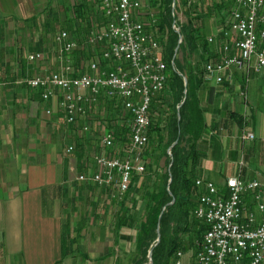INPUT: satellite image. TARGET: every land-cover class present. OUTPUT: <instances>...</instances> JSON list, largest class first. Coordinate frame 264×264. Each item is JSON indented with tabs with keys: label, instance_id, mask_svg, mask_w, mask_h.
Returning <instances> with one entry per match:
<instances>
[{
	"label": "crops",
	"instance_id": "1",
	"mask_svg": "<svg viewBox=\"0 0 264 264\" xmlns=\"http://www.w3.org/2000/svg\"><path fill=\"white\" fill-rule=\"evenodd\" d=\"M98 6L99 0H0V264H132L137 259L140 181H131L119 196L114 183L77 178L97 169L93 154L101 150L102 127L109 123L120 131L119 109L100 101L67 122L57 88L43 100L40 89L24 80L61 66L59 44L52 36L47 46L43 28L71 26L77 29L71 33L84 41V29L104 22ZM75 9L83 16H76ZM141 15L148 19L145 12ZM34 51H42L44 58L28 60ZM72 57L83 65L90 56ZM202 80L196 89L202 125L183 133L200 135L192 145L194 177L218 185L235 174L264 182V67L236 70L232 82ZM158 125L162 129L149 128L148 135H167L164 122ZM248 132L252 138L245 136ZM118 142L109 154H125ZM147 148L145 162L162 171L163 157L156 161L157 149ZM199 191L193 185L195 197ZM178 252L175 260L193 264V247Z\"/></svg>",
	"mask_w": 264,
	"mask_h": 264
},
{
	"label": "built area",
	"instance_id": "2",
	"mask_svg": "<svg viewBox=\"0 0 264 264\" xmlns=\"http://www.w3.org/2000/svg\"><path fill=\"white\" fill-rule=\"evenodd\" d=\"M228 1V14L221 26L206 36L209 50L204 51L201 67L202 77L215 84L232 82L236 70L259 72L264 67V0ZM98 7L104 22L90 28L84 41L66 29L54 34L60 68L24 80L29 87L40 89L43 100H48L57 88L67 122L86 115L100 101L111 102L119 109L117 125L123 133L105 123L101 150L93 154L97 169L80 173L77 178L96 184L114 183L122 196L129 188L132 173L145 170L144 146L152 120L149 106L166 81L163 49L167 34L160 37L152 28L157 14L142 0H99ZM143 12L149 19H143ZM172 27L179 30L176 20ZM97 44L102 45L101 52L93 53L79 68L73 51ZM27 58L42 60L44 53L29 52ZM88 127L84 124L82 128ZM124 133L128 138L120 141L117 135ZM245 136L252 138L253 134ZM117 142L124 155L108 153ZM72 148L70 144L65 150ZM194 185L200 191L192 213L205 230L193 264H264V182L235 174L225 177L222 185L202 178H195ZM173 264L181 262L176 259Z\"/></svg>",
	"mask_w": 264,
	"mask_h": 264
},
{
	"label": "trees",
	"instance_id": "3",
	"mask_svg": "<svg viewBox=\"0 0 264 264\" xmlns=\"http://www.w3.org/2000/svg\"><path fill=\"white\" fill-rule=\"evenodd\" d=\"M147 2L157 14V22L152 25L153 29L160 37L163 33L167 34L163 49V58L166 62L165 87L151 99L149 106L151 118L154 117V113L156 118L151 120L149 128L161 130L162 127L158 124L164 122L167 135L160 134L154 137L148 135V148L158 151L155 160L161 157L164 159L163 170L156 172V169H150L148 164L147 170L142 173L133 172L131 175V181H140L136 190L141 198L135 237L138 256L132 264H148L149 250H151V264H173L179 250L190 246L196 253L205 230L204 224L192 213L197 206V196L192 194L195 177L190 168V161L195 158V149L192 145L200 135H183V133L188 126H191L193 131L194 127L196 129L202 125L200 122L202 109L198 104L196 93L197 86L203 82L202 68L198 67L199 62L193 64L186 56L200 47L204 51L209 50V44L203 37L201 26L196 24V19L201 15L196 13V7L194 4L191 5L190 0H179V5L184 7L187 17L186 22L181 23L177 22L172 11L173 0H147ZM228 4V0H219L214 5L220 9L226 8ZM75 12L76 16H83L78 9H75ZM174 20L179 27L178 31L172 27ZM51 28L56 29V27ZM67 29L70 32L77 30L71 26ZM84 30L88 31L89 28ZM179 34L181 41L177 51L182 52L181 58L176 55L173 57ZM101 49L102 45L97 44L95 47L89 46L83 50L77 48L73 53L78 58L80 56L88 58L95 52L100 53ZM202 58H205L204 54ZM80 60L77 61V66L82 69ZM183 76L186 77V84L183 82ZM120 131L123 133V130ZM127 138L126 133L118 137L120 141ZM172 196L175 197L174 202L169 204ZM131 220L134 221V216ZM158 224L159 241L156 242Z\"/></svg>",
	"mask_w": 264,
	"mask_h": 264
},
{
	"label": "rangeland",
	"instance_id": "4",
	"mask_svg": "<svg viewBox=\"0 0 264 264\" xmlns=\"http://www.w3.org/2000/svg\"><path fill=\"white\" fill-rule=\"evenodd\" d=\"M190 1H191V5L194 4V7H196V10H197L196 13H199V15H201L200 18L196 19V24L201 26V30L203 32V37L206 38L207 35L213 34L221 26L222 22L224 21L225 16L228 14V10H227V8H220L219 9L214 5L215 2L219 1V0H190ZM175 5L177 8L176 10H175ZM171 8H172V11H174L175 19L177 20V22H180V23L186 22L187 17L184 13V7L179 5V0H175L174 6L172 3ZM145 21L148 22V20H145ZM61 29H66V28L56 27L55 30H53L52 28L48 29V30L43 28V41L45 43H47V46L52 45L51 44L52 36H54V34L58 30H61ZM66 30H68V29H66ZM203 54H204V49L202 47H200L198 50H195V51L191 52L190 54H187L186 57L193 64L196 62L197 63L199 62L198 67L201 68L202 64L205 60L202 58ZM176 56L178 58H181L182 52L177 51ZM204 57H205V54H204ZM88 60H89V58L86 61H84L83 63H87ZM121 115H123V114H121ZM108 116L109 115H107V117ZM148 145L149 144L147 142L146 145L144 146V149H146V147H148ZM167 150H168V148H167ZM160 163L164 164V159L161 158ZM144 166H145V170H147L148 164L146 162H144ZM198 244L200 245V243H198Z\"/></svg>",
	"mask_w": 264,
	"mask_h": 264
},
{
	"label": "water",
	"instance_id": "5",
	"mask_svg": "<svg viewBox=\"0 0 264 264\" xmlns=\"http://www.w3.org/2000/svg\"><path fill=\"white\" fill-rule=\"evenodd\" d=\"M174 1H175V0H173V6H174ZM175 30L178 31V29H175ZM180 41H181V34H179V36H178L177 44L175 45V48H174V54H173V57L176 55L177 48H178V46H179V42H180ZM172 62H173V61H172ZM183 82H184V84H186V77H185V76H183ZM185 91H186V89H184V92H185ZM181 102H182V101H181ZM177 116H178V118H179V112H177ZM174 142H175V141H174ZM174 142H173V143H174ZM173 143H172V144H173ZM169 148H170V147H169ZM169 148H168V152L170 153ZM169 180H170V178H169ZM174 199H175V197L172 196V197H171V200H170V202H169V204L173 203V202H174ZM156 231H157L156 242H158V241H159V224L157 225ZM147 258H148L149 264H151V250L148 251Z\"/></svg>",
	"mask_w": 264,
	"mask_h": 264
}]
</instances>
